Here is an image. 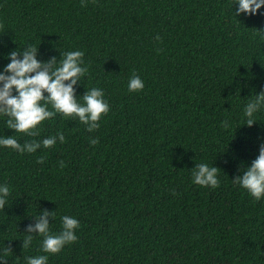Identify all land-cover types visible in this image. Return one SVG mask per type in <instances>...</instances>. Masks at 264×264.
Returning <instances> with one entry per match:
<instances>
[{
  "label": "trees",
  "instance_id": "16d2710c",
  "mask_svg": "<svg viewBox=\"0 0 264 264\" xmlns=\"http://www.w3.org/2000/svg\"><path fill=\"white\" fill-rule=\"evenodd\" d=\"M234 2L0 0V71L7 53L31 45L41 62L80 49L87 72L77 98L99 87L109 103L91 132L57 114L30 137L0 119V135L21 144L65 136L34 153L0 148V183L10 187L3 264L45 254L27 231L44 212L54 213L52 232L63 215L80 223L76 241L47 264H264V199L231 181L264 137V113L251 126L241 114L264 92V8L235 17ZM133 72L144 88L129 92ZM200 162L219 169L217 187L192 182Z\"/></svg>",
  "mask_w": 264,
  "mask_h": 264
},
{
  "label": "clouds",
  "instance_id": "9594fccd",
  "mask_svg": "<svg viewBox=\"0 0 264 264\" xmlns=\"http://www.w3.org/2000/svg\"><path fill=\"white\" fill-rule=\"evenodd\" d=\"M264 8V0H235L232 9L235 17L257 15ZM264 39V30H257ZM159 40V36H157ZM84 52L80 49L65 50L59 60L55 57L47 62L37 59V46L31 45L22 53L11 51L5 59L9 62L0 71V119H3L8 129L15 133H23L30 137L39 134L42 122L60 114L64 117L77 118L89 132L99 127L98 121L109 111V103L104 91L99 87L88 88L83 96L77 98L74 86L83 77L87 68L84 66ZM129 92L140 91L144 82L135 72L127 82ZM264 113V92L254 100L249 101L242 109V125L251 126L257 121V116ZM225 129L232 128L228 119L221 121ZM57 140L64 142L65 136L57 131L39 140L19 143L16 135H0V148L10 147L20 153H34L37 149L53 147ZM258 154L248 165H241L240 174L231 181L244 189L256 201L264 199V137H258ZM89 143H98L96 138H90ZM42 160V158H41ZM63 167V161L60 162ZM218 168L207 162L197 163L191 171L192 182L199 186L215 188L219 184ZM10 187L0 183V208L4 207ZM49 215L44 212L34 225H29V233L36 232L42 239L40 252L45 254L24 257V264H47L48 255L59 253L66 244L77 239L76 229L80 227L74 216L60 217L59 232H52L48 221ZM33 237L24 238L23 248H29ZM4 257L0 256V264Z\"/></svg>",
  "mask_w": 264,
  "mask_h": 264
}]
</instances>
